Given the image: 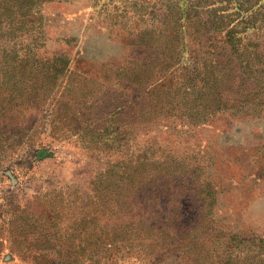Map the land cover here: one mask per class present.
<instances>
[{"label":"rangeland","instance_id":"obj_1","mask_svg":"<svg viewBox=\"0 0 264 264\" xmlns=\"http://www.w3.org/2000/svg\"><path fill=\"white\" fill-rule=\"evenodd\" d=\"M205 3L0 0V264L264 263V30Z\"/></svg>","mask_w":264,"mask_h":264},{"label":"trees","instance_id":"obj_2","mask_svg":"<svg viewBox=\"0 0 264 264\" xmlns=\"http://www.w3.org/2000/svg\"><path fill=\"white\" fill-rule=\"evenodd\" d=\"M204 6L209 7L212 12H215L216 18L213 22H206L203 26L198 25L194 27L201 26L202 28L209 29L214 26V28L217 29L222 36L224 44L228 46L231 54L234 56L236 63L240 64V62H243L245 63L243 67L247 68V62L244 61H247L245 60V57L246 59H248L247 52L250 46L253 45V37L257 36L262 30H264V0H206ZM188 7L191 10H196L199 8V6L193 5H188ZM218 14L220 16H218ZM187 16V14H184L182 16L181 23H183L185 19H187V25L189 26L190 23H194V20H192L191 17L189 18ZM193 25H191L190 27H192ZM186 33L187 32L185 31L184 34H181L180 31L174 32L171 35L172 40L180 43L182 42V44H184V37L186 36ZM171 37L167 36V38ZM170 51L172 58L176 57V55L178 54L177 46L174 45ZM190 79L191 80L184 84L186 86L185 92L189 95V88L190 86H192L193 81L192 77H190ZM209 191L210 190L208 189L205 192ZM84 220L85 219H83L82 221L80 220L81 223H83ZM189 240L191 242L192 240H194V238L189 237ZM185 242H187L186 239ZM189 247V245L182 246L180 257L188 258L191 256V258L188 260V264H207V262L204 261L203 257H206L209 251L208 249H198V247L196 246L194 250L195 252H193ZM178 249L179 248H176L172 252L175 254ZM232 261L233 260L229 257L221 264H233Z\"/></svg>","mask_w":264,"mask_h":264}]
</instances>
